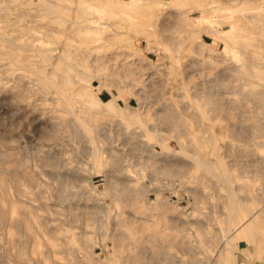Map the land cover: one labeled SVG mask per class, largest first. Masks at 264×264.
Here are the masks:
<instances>
[{"label":"rangeland","instance_id":"374dc122","mask_svg":"<svg viewBox=\"0 0 264 264\" xmlns=\"http://www.w3.org/2000/svg\"><path fill=\"white\" fill-rule=\"evenodd\" d=\"M263 103L264 0H0V264H264Z\"/></svg>","mask_w":264,"mask_h":264},{"label":"bare ground","instance_id":"6f19581e","mask_svg":"<svg viewBox=\"0 0 264 264\" xmlns=\"http://www.w3.org/2000/svg\"><path fill=\"white\" fill-rule=\"evenodd\" d=\"M207 22V21H206ZM263 97V96H262ZM264 104V103H263ZM229 183V182H228ZM2 184V183H1ZM3 187V186H2ZM4 188V187H3ZM5 190V189H4ZM27 228H28V230H29V226L27 225ZM138 263V262H137ZM132 264H133V262H132Z\"/></svg>","mask_w":264,"mask_h":264}]
</instances>
